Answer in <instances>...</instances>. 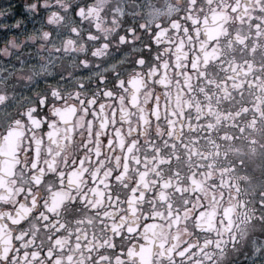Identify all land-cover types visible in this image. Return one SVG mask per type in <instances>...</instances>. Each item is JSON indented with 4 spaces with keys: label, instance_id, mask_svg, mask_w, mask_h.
<instances>
[{
    "label": "snow or ice",
    "instance_id": "snow-or-ice-1",
    "mask_svg": "<svg viewBox=\"0 0 264 264\" xmlns=\"http://www.w3.org/2000/svg\"><path fill=\"white\" fill-rule=\"evenodd\" d=\"M79 12L99 54L106 21L89 0ZM146 47L139 75L81 80V107L0 126V264H213L245 226L238 167L264 154V0H192Z\"/></svg>",
    "mask_w": 264,
    "mask_h": 264
},
{
    "label": "clouds",
    "instance_id": "clouds-1",
    "mask_svg": "<svg viewBox=\"0 0 264 264\" xmlns=\"http://www.w3.org/2000/svg\"><path fill=\"white\" fill-rule=\"evenodd\" d=\"M191 3L89 0L106 21L103 37L110 41L94 54L90 49L98 45L88 40L92 19L79 12L82 0H0V126L18 123L30 128L34 117L54 119L57 107H81L73 94L81 80L95 84L98 76L111 82L139 75L142 68L136 61L149 56L146 44L151 31L183 18ZM73 27L79 29L75 34L70 31ZM125 32L127 38L121 41ZM69 39L74 47H66ZM53 89L60 90L59 100L52 98ZM35 131L39 135L41 129ZM244 159L238 167L243 178L239 199L249 215L235 239H226L216 251L213 264H264V205L259 203L264 199V154ZM54 182V177L48 181Z\"/></svg>",
    "mask_w": 264,
    "mask_h": 264
}]
</instances>
